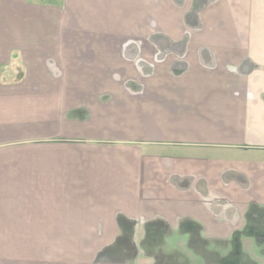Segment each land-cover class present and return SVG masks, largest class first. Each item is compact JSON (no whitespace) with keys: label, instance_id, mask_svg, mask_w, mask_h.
<instances>
[{"label":"crops","instance_id":"0c3cea01","mask_svg":"<svg viewBox=\"0 0 264 264\" xmlns=\"http://www.w3.org/2000/svg\"><path fill=\"white\" fill-rule=\"evenodd\" d=\"M263 243L264 0H0V264Z\"/></svg>","mask_w":264,"mask_h":264},{"label":"rangeland","instance_id":"374dc122","mask_svg":"<svg viewBox=\"0 0 264 264\" xmlns=\"http://www.w3.org/2000/svg\"><path fill=\"white\" fill-rule=\"evenodd\" d=\"M29 1H32V0H29ZM171 233H173L172 231H170ZM178 239V237L176 236V235H174V234H167V240H166V242H165V249H169L171 246L173 247V246H175V247H178V245L180 244L179 243V239ZM264 244V243H263ZM255 245H257V247H258V245H259V242H256L255 243ZM231 245L229 246V248L231 249ZM240 248H241V246H240ZM232 249H235V246L232 248ZM239 249V247L238 246H236V250H238Z\"/></svg>","mask_w":264,"mask_h":264},{"label":"trees","instance_id":"16d2710c","mask_svg":"<svg viewBox=\"0 0 264 264\" xmlns=\"http://www.w3.org/2000/svg\"><path fill=\"white\" fill-rule=\"evenodd\" d=\"M38 1L47 2V1H50V0H38Z\"/></svg>","mask_w":264,"mask_h":264}]
</instances>
